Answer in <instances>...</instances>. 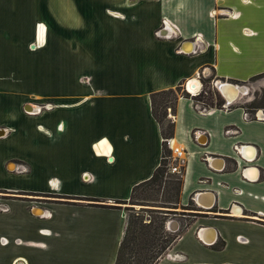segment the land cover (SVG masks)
Segmentation results:
<instances>
[{
    "label": "crops",
    "instance_id": "0c3cea01",
    "mask_svg": "<svg viewBox=\"0 0 264 264\" xmlns=\"http://www.w3.org/2000/svg\"><path fill=\"white\" fill-rule=\"evenodd\" d=\"M207 70L264 73V0H0V264H114L126 213L106 206L160 162L150 95ZM243 105L177 99L179 206L200 201L156 264H264V120Z\"/></svg>",
    "mask_w": 264,
    "mask_h": 264
},
{
    "label": "trees",
    "instance_id": "16d2710c",
    "mask_svg": "<svg viewBox=\"0 0 264 264\" xmlns=\"http://www.w3.org/2000/svg\"><path fill=\"white\" fill-rule=\"evenodd\" d=\"M263 76L264 73L253 76L252 78H250V80H255ZM181 84L182 83H180L175 88L160 90L150 95L151 113L154 119L158 122L160 126L161 135L163 137L160 162L149 179L135 185L132 188L128 201L134 198L135 192L138 188L146 184H150L160 189L166 183L164 180V175L170 174L167 172V157L170 155V150L166 145L165 139L173 137L174 124L172 122V119H167L166 108L169 107L173 112L175 109V104L179 97L191 98L194 103L199 102L205 107L210 106L221 108V104L224 102V99L216 90L212 91L215 103H213L212 101L207 103L204 96V93H206V91L204 89H202V91L196 96H190L187 92L181 93ZM157 97L161 98L159 103L157 101ZM170 97H172L171 100ZM170 101V104L172 105L168 104V102ZM158 107H164L162 115L158 112ZM243 107L247 109L245 111L249 112L250 116L254 114L256 109L260 107L264 108V106H260L258 104H253L252 106L243 105ZM252 119L253 118H251V120ZM164 120L167 121L166 125H164ZM183 170L184 167H182V173ZM182 173L180 175L173 174L178 175V178L176 180V186H173L175 187V196L174 201L171 202L172 206H162L165 207V210H159V213L164 214L170 212L167 210H171V208H176V206L180 205L179 195L181 189ZM190 202L193 204L192 200H190ZM115 203L117 204L114 206L111 205L106 207L122 208V205L126 204L127 201H116ZM191 203H189L187 206H181V208L193 209L191 208ZM164 219L165 218L160 219V222L156 226H153L151 224V221L145 223L142 220V216H140L139 214H126V224L124 228V233L118 246L114 264H156L181 233V228H178L174 232L167 230V222H165ZM222 246L223 243L218 245V248H221Z\"/></svg>",
    "mask_w": 264,
    "mask_h": 264
},
{
    "label": "rangeland",
    "instance_id": "374dc122",
    "mask_svg": "<svg viewBox=\"0 0 264 264\" xmlns=\"http://www.w3.org/2000/svg\"><path fill=\"white\" fill-rule=\"evenodd\" d=\"M44 38L37 39V44L40 45V43L44 41ZM206 72L207 73H205L203 76L201 75L202 78L201 82L203 84V89L206 91V93H204L205 100L207 101V103L211 101L215 103L214 96L212 95V91L216 89L213 88L212 85L213 82L216 81V79H214L213 73L211 71L207 70ZM245 86L247 87V93L244 95H240L239 98L236 101H234V104L235 103L244 104L247 106L258 104L260 106H264V76L261 77V79L259 78L257 80L256 79L251 80L250 82L246 83ZM180 92L186 93L185 91H182V87ZM171 98L172 97H170V100ZM160 99H161L160 97H157L158 103ZM170 103L171 101L168 102V104ZM163 111H164V107H158V112L161 115ZM166 112L168 119L169 118L168 113L169 112L171 113L172 110L169 107H167ZM166 124L167 121L164 120V125ZM177 178L178 175L165 174L164 180L166 183L160 189L150 184H146L138 188L135 192L134 198L130 201H127V203L123 205L125 213L139 214L140 216H142V220L145 223L151 221V224L153 226H156L160 222V219L162 218H165L164 219L165 222L177 221L181 224L182 223L184 224L189 218L188 217L184 218L182 216L183 211L180 208V206H176V208H171V210H167L170 212L164 214L158 212L159 210H165L164 209L165 207L162 206H172L171 202L174 201V196H175V187L173 186H176ZM5 196H7L5 193L0 192V202L3 200L2 198ZM175 228L174 229L171 228V230L174 231Z\"/></svg>",
    "mask_w": 264,
    "mask_h": 264
},
{
    "label": "built area",
    "instance_id": "2783aa9c",
    "mask_svg": "<svg viewBox=\"0 0 264 264\" xmlns=\"http://www.w3.org/2000/svg\"><path fill=\"white\" fill-rule=\"evenodd\" d=\"M167 25H168V23L166 22V20H163V27H161L158 31H157V33H161V31L162 30H164L165 28H168V30H169V27H167ZM159 33V34H160ZM203 76V75H202ZM196 80L198 81V88H197V90L195 91V92H187L188 90H187V83H188V81H186L185 82V85H184V83L183 84H181V87H182V90L183 91H185V92H187L190 96H196V95H198L201 91H202V89H203V84H202V82H201V75L200 74H197V76H196ZM216 82L217 81H214L213 82V85H212V87L213 88H215L216 89V91L218 92V90H217V88H216ZM234 83H237V84H240V83H238V82H234ZM241 84H243V86L244 87H246L245 86V83H241ZM247 88V87H246ZM219 93V92H218ZM220 94V93H219ZM232 104H234V103H232ZM230 105H231V103L230 104H228V103H226L225 101L221 104V108L222 109H228L229 107H230ZM195 107H196V109L198 110V112H200V113H202V114H205V113H208L211 109H212V107H205V106H203L201 103H199V102H196L195 103ZM169 110V109H168ZM258 113H259V110L258 111H255L254 112V114L253 115H251L250 116V114H249V112H247V111H243V117H244V119H246V120H251V118H253L252 120H256V119H261V120H264V119H262V118H260L259 116H258ZM168 117L170 118V119H173V115H171V113L169 112L168 113ZM231 129H233V128H226V130H225V132L226 133H229V132H231L232 130ZM235 130V129H234ZM236 131V130H235ZM193 136H194V138H196L197 137V135H196V133L195 132H193V134H192ZM165 142H166V145H167V147H168V149L170 150V155L167 157L168 158V164H167V172L168 173H170V174H181L182 173V167H184V162H185V160H184V156H185V150L182 148V147H180V146H175L174 144H173V140H172V138H168V139H165ZM242 150H240L241 151V154L243 153V154H245L244 152H246V151H244V150H247V148H241ZM239 151V148L237 147V146H234V153L238 156V157H240V152ZM205 159H206V157H205ZM240 161H242V160H240ZM20 169L22 170V169H24V167L23 166H21L20 167ZM196 195V194H195ZM192 196L191 197V199H192V201L194 202V204H197V201L199 200V198H200V195L198 196V200H197V198H196V196ZM210 195V194H209ZM235 206L236 205H233L232 206V208L231 209H229V211H226V213L225 214H231V210L233 211V209H235ZM237 207V206H236ZM171 222H173V221H168L167 223H166V229L167 230H169V231H172L171 230V228L172 229H174V227H172L170 224H171ZM177 222V221H176ZM170 223V224H169ZM177 223H179V222H177ZM170 225V226H169ZM179 225V224H178ZM178 227V226H177ZM174 231H176V230H174ZM174 231H172V232H174ZM0 241L1 242H3V243H5L6 242V240L5 239H3V238H0Z\"/></svg>",
    "mask_w": 264,
    "mask_h": 264
},
{
    "label": "bare ground",
    "instance_id": "6f19581e",
    "mask_svg": "<svg viewBox=\"0 0 264 264\" xmlns=\"http://www.w3.org/2000/svg\"><path fill=\"white\" fill-rule=\"evenodd\" d=\"M37 27V26H36ZM36 33H38V37H37V39H43L44 37H45V34H46V27H45V25L43 24V23H39L38 24V28H37V32ZM224 83H229V82H226V81H223V82H221L220 83V89H221V92L225 95V97L226 98H228L229 99V101H232V100H234V101H236L238 98H239V96L240 95H244L245 93H246V91H247V88L246 87H244L243 88V92L244 93H242V92H240V90L238 89V88H236V87H239V86H241L240 84H237V86L235 85V86H233V87H229L228 85H223ZM184 85H185V83H184ZM243 85V84H242ZM198 81L195 79V81L194 82H192V83H190V81H188V83H187V92H195L196 90H197V88H198ZM223 86V87H222ZM222 87V88H221ZM222 89H224V91H222ZM219 93H220V90H219ZM220 95H221V93H220ZM222 96V95H221ZM223 97V96H222ZM225 101V100H224ZM234 101H232L231 102V104L234 102ZM34 109H35V107H33ZM32 109V108H31ZM253 156V154L252 153H248V157H252ZM11 167H12V165H11ZM36 214H40L41 212H39V213H37L36 211H34ZM238 212V211H237ZM236 212V213H237ZM170 224V223H169ZM178 224V223H177Z\"/></svg>",
    "mask_w": 264,
    "mask_h": 264
},
{
    "label": "water",
    "instance_id": "95a60500",
    "mask_svg": "<svg viewBox=\"0 0 264 264\" xmlns=\"http://www.w3.org/2000/svg\"><path fill=\"white\" fill-rule=\"evenodd\" d=\"M226 82H229V83H224L223 85H228L229 87H233V86H237V83H234V82H230V81H226ZM220 83H221V81H217L216 82V88H217V90H218V92H219V90H220V93H221V95L223 96V98H224V100H225V102L226 103H228V104H230L232 101H234V100H232V101H229V99L228 98H226L225 97V95L221 92V89H220ZM223 87V86H222ZM221 87V88H222ZM236 88H238L239 90H240V92H242V93H244L242 90H243V88H244V86L243 85H241V86H239V87H236ZM222 91H224V89H222ZM246 93H247V91H246ZM245 93V94H246ZM27 112H31L32 111V109L30 108V107H27L26 109H25ZM258 116L260 117V118H262V119H264V112H262V111H259V113H258ZM238 158H240V160H242L243 158L240 156V157H238ZM244 160V159H243ZM197 200H198V197H197ZM199 201H200V198H199ZM206 205H209V203L208 204H206ZM236 209H239V207L237 206H235V209H233V211L234 210H236ZM34 210H36V209H34ZM171 226L172 225H174V226H178V224H177V222L176 221H173V222H171V224H170ZM174 226H172V227H174Z\"/></svg>",
    "mask_w": 264,
    "mask_h": 264
},
{
    "label": "flooded vegetation",
    "instance_id": "af4514ba",
    "mask_svg": "<svg viewBox=\"0 0 264 264\" xmlns=\"http://www.w3.org/2000/svg\"><path fill=\"white\" fill-rule=\"evenodd\" d=\"M9 167H11V165H10ZM11 168H13V165H12V167H11Z\"/></svg>",
    "mask_w": 264,
    "mask_h": 264
}]
</instances>
